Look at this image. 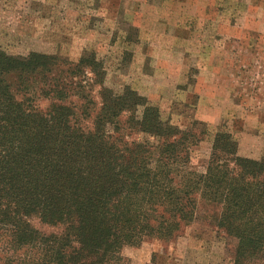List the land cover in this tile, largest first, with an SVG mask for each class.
Segmentation results:
<instances>
[{"label": "trees", "instance_id": "obj_1", "mask_svg": "<svg viewBox=\"0 0 264 264\" xmlns=\"http://www.w3.org/2000/svg\"><path fill=\"white\" fill-rule=\"evenodd\" d=\"M105 78L93 52L71 64L0 49V264H120L125 248L177 237L201 203L220 207L234 264L264 259V160L239 156L219 131L196 171L201 137ZM33 217L63 231L42 234Z\"/></svg>", "mask_w": 264, "mask_h": 264}, {"label": "rangeland", "instance_id": "obj_2", "mask_svg": "<svg viewBox=\"0 0 264 264\" xmlns=\"http://www.w3.org/2000/svg\"><path fill=\"white\" fill-rule=\"evenodd\" d=\"M0 49L71 64L95 53L108 87H130L201 137L191 153L198 172L219 131L232 134L239 156L264 160V0H0ZM219 213L201 203L177 237L125 248L120 264H234L238 241L217 226ZM30 222L45 235L63 231Z\"/></svg>", "mask_w": 264, "mask_h": 264}]
</instances>
